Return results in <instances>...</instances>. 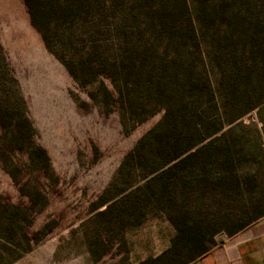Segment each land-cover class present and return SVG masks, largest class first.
I'll list each match as a JSON object with an SVG mask.
<instances>
[{
  "label": "rangeland",
  "instance_id": "rangeland-1",
  "mask_svg": "<svg viewBox=\"0 0 264 264\" xmlns=\"http://www.w3.org/2000/svg\"><path fill=\"white\" fill-rule=\"evenodd\" d=\"M36 2L42 30L24 0H0V264H184L202 247L164 254L178 226L202 230L211 248L250 198L263 208L257 151L233 172L256 173L243 200L225 196L222 171L206 174L200 157L137 188L155 163L148 139L120 163L181 103L199 112L202 132L222 124L211 136L238 116L234 134L264 148V0ZM224 69L237 72L231 93L216 83Z\"/></svg>",
  "mask_w": 264,
  "mask_h": 264
},
{
  "label": "trees",
  "instance_id": "trees-1",
  "mask_svg": "<svg viewBox=\"0 0 264 264\" xmlns=\"http://www.w3.org/2000/svg\"><path fill=\"white\" fill-rule=\"evenodd\" d=\"M24 3L28 9L31 23L38 29L42 30L41 6L39 4L36 5V0H24ZM42 35L46 40L47 37L44 31H42ZM66 67L70 73L74 75V71L68 64H66ZM236 73L237 72L233 69H224L221 73V77L216 83L220 85L222 90L224 89L228 93H231L233 92L237 80ZM176 76L175 73L170 82L173 85L174 91L177 93L179 91L177 83H179L180 79ZM186 84L187 89L192 92H194L195 89L198 90L200 88L196 81L188 78L187 81L185 80L183 82V86ZM155 89L156 91H159L160 85L156 84ZM227 103L228 106L231 105L229 101ZM251 108L252 105L247 106L243 113ZM198 115L199 112L195 107L191 106L188 109L186 103H181L174 114L169 109H166L154 127L150 129L143 138L138 140L132 150L123 157L120 163V168H124L130 158L139 154L142 147H145V139H148L151 146L153 143V146L150 147V152L155 157V163L150 168V172L147 173L149 176H147L143 184L139 185L137 188H148V186L155 181L163 183L172 176L175 177L181 172L187 171V169H192L195 167L198 158L200 157L202 160L199 162L202 163L199 164L197 168L206 170V174L209 164L214 165L222 171L223 175L219 177L218 182L221 184L222 192H224L225 196L230 199H246L245 197L248 194L247 191L249 190V184L256 179V173L250 170H242V174L236 175L233 174V172L238 164H240V166H243V164L250 165L256 151L259 152L264 159V148L261 145L262 142L260 141V138L259 140L257 139V144L254 146L245 145V142L240 141L236 134H234V130L237 129V126H235L233 122L238 116L231 115L225 117V121L231 125L226 130L211 136V133L217 132L222 124L219 123L216 125L212 132H202L199 127V125H202L201 122H199L201 121V118L198 120ZM169 136H173V142L172 140L165 139V137ZM206 137H208V139L203 141ZM37 150L43 158L46 157L45 151L40 146H37ZM249 155L251 156L249 157ZM203 174L205 175V173ZM202 180L205 181V178ZM248 201L249 203H246L248 206H245L240 211L241 214H239V217L246 215V218L243 220L241 219V222L227 230L228 235L239 231L264 215V206L261 208L260 200H252V198H250ZM111 202H113V199L108 204ZM177 229L179 231L177 239H174L171 242L169 248L165 250L164 254L175 251L177 244L183 248L186 247L190 249L193 248L197 242L198 245H201V250L189 254V256L182 261L183 263H186L209 249L202 244L204 240L201 235L202 230L196 228L184 229L181 226H178Z\"/></svg>",
  "mask_w": 264,
  "mask_h": 264
},
{
  "label": "crops",
  "instance_id": "crops-1",
  "mask_svg": "<svg viewBox=\"0 0 264 264\" xmlns=\"http://www.w3.org/2000/svg\"><path fill=\"white\" fill-rule=\"evenodd\" d=\"M184 264H264V215Z\"/></svg>",
  "mask_w": 264,
  "mask_h": 264
}]
</instances>
